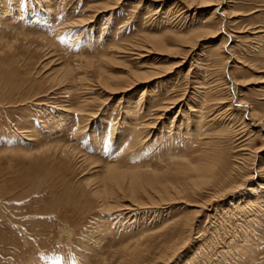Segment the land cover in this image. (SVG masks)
<instances>
[{
  "label": "rangeland",
  "instance_id": "374dc122",
  "mask_svg": "<svg viewBox=\"0 0 264 264\" xmlns=\"http://www.w3.org/2000/svg\"><path fill=\"white\" fill-rule=\"evenodd\" d=\"M193 2L0 0V264H264V0Z\"/></svg>",
  "mask_w": 264,
  "mask_h": 264
},
{
  "label": "bare ground",
  "instance_id": "6f19581e",
  "mask_svg": "<svg viewBox=\"0 0 264 264\" xmlns=\"http://www.w3.org/2000/svg\"><path fill=\"white\" fill-rule=\"evenodd\" d=\"M157 1H159V0H157ZM181 1H183L184 3H185V5L187 6V7H189L190 5H193V1L194 0H181ZM212 4V3H211ZM210 5V4H209ZM219 5V4H218ZM218 5H217V8H218ZM219 9V8H218ZM215 11H217V10H215ZM223 10L221 9V12H222ZM215 14V13H214ZM214 14L213 15H211L210 17H208V19H207V21H206V25L204 24V25H202L201 26V28L203 29V30H208L209 32H207V34L208 33H211V35L212 34H217V32H218V30L220 29V25H222L223 24V22H222V17H220V15H219V19H215V17H214ZM221 14H223V15H226L227 13H221ZM21 15V14H20ZM222 15V16H223ZM233 17L234 15H232L231 13H230V15H227V17ZM224 17V16H223ZM18 18V17H17ZM21 18V17H20ZM25 18V17H24ZM226 18V17H225ZM225 18H224V20H225ZM225 22V21H224ZM223 26V25H222ZM194 29V28H193ZM192 29V30H193ZM192 30H190L189 31V33H187L186 34V37H183V39H182V41L181 42H183V44L185 43V44H189L190 45V49H194V47H196V45H197V43L199 42L198 40H199V37L202 35V34H200V32L201 31H198V30H194V31H192ZM198 31V32H197ZM221 31V30H220ZM204 32V31H203ZM206 34V33H205ZM203 36V35H202ZM208 37V36H207ZM148 40V39H147ZM149 41H151V42H154L155 43V45H158V44H160L161 42H162V40L158 37H154V38H149ZM198 41V42H197ZM228 42V41H227ZM150 45V44H149ZM160 48V47H159ZM193 52V51H192ZM225 53V52H224ZM225 63V62H224ZM229 63V62H228ZM226 64V63H225ZM224 64V65H225ZM224 69H225V66H224ZM224 71V70H223ZM131 72V71H130ZM152 71L150 70V71H147V70H143L142 72H141V70L139 71H133V72H131L129 75H128V77L127 78H129L130 80H132V83H135V82H137V81H140V82H142V81H148L147 79L149 78H151L153 75H152V73H151ZM158 74V73H157ZM224 74V73H223ZM154 76H158V75H154ZM200 77V76H199ZM230 77V76H229ZM102 81V80H101ZM103 81H104V85H106L107 83H108V81L106 80V79H103ZM145 81V82H146ZM102 83V82H101ZM236 84V88H235V90L236 91H238V90H240L239 89V85L241 84V83H239L237 80H235L234 82H233V85H235ZM130 86H132L133 84H129ZM128 85V86H129ZM135 85V84H134ZM102 86H103V84H102ZM107 86V85H106ZM105 86V88L106 89H110V87H109V85L106 87ZM216 86V85H215ZM104 87V86H103ZM123 88H125V87H122V91H123ZM217 88H218V85H217ZM117 88H113V89H110V92L111 93H113L114 94V92H115V90H116ZM128 89V88H127ZM126 89V90H127ZM223 89V88H222ZM238 89V90H237ZM114 90V91H113ZM144 90V89H143ZM211 90V89H210ZM215 90H216V88H215ZM121 91V92H122ZM125 91V90H124ZM192 91H194V90H192ZM157 92H159L158 90H157ZM156 92V93H157ZM216 92H219V89H217L216 90ZM239 92V91H238ZM142 93H144V91L142 92ZM193 94H196L195 93V91L194 92H192ZM155 95H160L159 93L158 94H155ZM155 95H153V98L151 97V98H149L150 100H153V99H156V98H158V97H155L154 98V96ZM185 95H186V93H185ZM202 95V94H201ZM184 96V95H183ZM194 96V95H193ZM196 96V95H195ZM236 96H238V101L239 102H242V100L241 99H239V95H236ZM190 98H192V97H190ZM159 99V98H158ZM161 99V98H160ZM220 99H222V98H220ZM171 100V99H170ZM193 100V99H192ZM191 100V101H192ZM225 100V99H224ZM154 101V100H153ZM173 102H171L169 105H165L167 102H165V104L161 107V110L162 111H168L169 110V108H171V107H173V106H171L172 104L174 105V104H176L175 102L176 101H174V99L172 100ZM86 102V101H85ZM193 102V101H192ZM150 103H151V101H150ZM194 103V102H193ZM193 103H192V106H193ZM202 103V102H201ZM222 103H223V99H222ZM185 104V103H184ZM197 104H199V103H197ZM224 104V103H223ZM186 106H191V104L189 103V101L186 103ZM149 107H151L149 104H148V108ZM199 107V106H198ZM201 107V106H200ZM190 109V108H189ZM195 109V108H194ZM204 109V108H203ZM250 110H249V115H251L252 117H255V118H258L261 122H262V118H261V116L259 115V114H257L256 112H254L253 110H252V107H250L249 108ZM135 110V109H134ZM228 112H229V114H230V116H232L233 117V115H235V113H237V112H240L239 110H237V109H234V108H232V106H231V104H229V107H228ZM226 110V111H227ZM82 111V110H81ZM189 111H193V110H189ZM197 111V110H196ZM135 112V111H134ZM142 112V111H141ZM196 113H199V114H194V117H195V115H202L201 114V112L200 111H197ZM205 113V112H204ZM161 115H163V113L161 114ZM237 115V114H236ZM209 116V115H208ZM200 117V118H199ZM198 118V122L197 121H195V122H197V126L198 127H201V128H203V125L206 123L204 120H206V119H204L203 117L201 118V116H199ZM207 117V116H206ZM250 117V116H249ZM160 118V117H159ZM189 118V117H188ZM186 119V118H185ZM197 119V118H196ZM208 119H209V117H208ZM207 119V120H208ZM234 119V118H233ZM253 119V118H252ZM206 120V121H207ZM209 121V120H208ZM243 121V120H242ZM210 122V121H209ZM220 122V121H219ZM218 122V123H219ZM186 123V122H185ZM213 123L215 124V123H217V122H215V120L213 121ZM153 124H155V123H153ZM210 124V123H209ZM248 124H249V122H248ZM196 126V127H197ZM154 127V126H153ZM197 127V128H198ZM201 128H198V129H201ZM212 128V127H211ZM198 132V131H197ZM145 136V135H144ZM256 152H258V151H256ZM255 156V155H254ZM172 157V156H171ZM218 159V158H217ZM255 159V158H254ZM252 162H253V160H252ZM220 164V163H219ZM254 164V163H253ZM207 166V165H206ZM257 166H258V172L260 173V179L258 180L259 182H256V186L258 187V188H260V189H263L264 190V156H260V160H259V163L257 164ZM118 167V166H117ZM235 167V166H234ZM207 169V167H203V166H197V170H200V171H202V170H206ZM251 168H252V166H251ZM106 175L105 176H107V180L109 181V179L110 180H112V178H114V177H121L122 175H123V171L121 170V172L120 171H118L117 170V168H116V166L115 165H108L106 168ZM105 169H104V171H105ZM252 170V169H251ZM211 171V170H210ZM125 172V171H124ZM253 172L254 171H251V175L253 174ZM122 173V174H121ZM258 173V174H259ZM133 175H135V174H133ZM133 175H130L131 176V182H130V184L128 185V188H123L122 187V185H121V187H122V192H123V197L125 198V197H128L129 199H131V203L133 204V205H139V206H143V205H145V204H147V203H149V204H153V200L151 199V197H150V194L148 193V191H147V189H145V186H147V185H149V184H151V181L149 182V183H142V182H140L139 181V178H136L135 176H133ZM227 175V174H226ZM124 176V175H123ZM127 176V175H126ZM250 175H248V176H246V177H244L242 180H241V182H239V184L238 185H236V186H234V187H232L230 190H228V192L227 191H225L226 193H230V192H232V191H235V190H237V189H239L242 185H245V183L248 181V180H250V177H249ZM104 177V176H103ZM128 177V176H127ZM130 178V177H129ZM253 178V177H252ZM115 179V178H114ZM119 180H120V182H121V178H118ZM126 179V178H125ZM105 180V179H104ZM119 180H117L116 182H118ZM128 180V179H127ZM201 180V179H200ZM101 181H103L102 179H101ZM106 181V180H105ZM105 181H103V182H105ZM107 181V182H108ZM113 181V180H112ZM123 181V180H122ZM149 181V180H148ZM115 182V181H114ZM120 182H118L117 184H119ZM99 183V182H98ZM102 183V182H101ZM112 183V182H111ZM126 183V182H125ZM201 183V182H200ZM110 184V183H109ZM116 184V183H115ZM123 185H124V183H123ZM111 186V185H110ZM148 187V186H147ZM146 187V188H147ZM245 187V186H244ZM110 188V187H109ZM112 188H113V186H112ZM149 188V187H148ZM152 188V187H151ZM155 188V187H154ZM220 188V187H219ZM244 189V188H243ZM95 190V189H94ZM98 190H100V189H98ZM250 190H253V189H250ZM106 192V191H105ZM104 192V195L106 194ZM220 192V191H219ZM223 192V191H222ZM96 193H98V192H96ZM139 193V194H138ZM221 193V192H220ZM143 194H146L147 195V202H143L142 200L140 201V200H138L139 198H138V196L137 195H143ZM154 194L160 199V198H162V195L159 193V191H157V190H155L154 191ZM217 194V193H216ZM215 194V195H216ZM224 194V193H223ZM99 195H101V194H99ZM113 195V194H112ZM213 195V194H212ZM222 195V194H221ZM109 196V195H108ZM264 196V195H263ZM122 197V196H121ZM215 196H213V198H214ZM240 197V196H239ZM260 197V196H259ZM259 197H254V199H253V201H251V202H254V204L255 205H257V202L259 201V199L261 198H259ZM108 198V197H107ZM104 199H106L105 198V196H104ZM126 199V198H125ZM128 199V200H129ZM221 199V198H220ZM168 200V199H167ZM246 200H248L249 201V199H246ZM239 199L238 198H236L235 200H233V203L230 201L229 202V204H230V206L232 207V208H240V209H242L241 207L242 206H240L242 203L239 201ZM156 202V201H155ZM154 202V203H155ZM246 203H248V202H246ZM245 204V203H244ZM110 205V204H109ZM206 205V204H205ZM118 206V205H117ZM121 206V205H120ZM245 206V205H244ZM252 206V205H251ZM115 207L114 206H112V207H110V206H108L107 208H105V209H107L108 211L110 210V209H114ZM256 209V208H255ZM226 211H228V210H226ZM216 212V211H215ZM222 212V211H221ZM219 214V213H218ZM192 219V218H191ZM193 221V220H192ZM194 224V223H193ZM192 224V225H193ZM190 225V224H189ZM170 248V247H169ZM173 248V247H172ZM180 248H182V247H180ZM174 251H175V249H173L172 251H171V254L170 255H168V257L167 258H165L164 259V263L165 262H169L170 261V258L175 254L174 253ZM173 260V259H172ZM167 262V263H168Z\"/></svg>",
  "mask_w": 264,
  "mask_h": 264
}]
</instances>
